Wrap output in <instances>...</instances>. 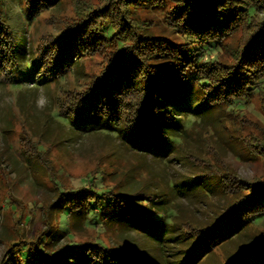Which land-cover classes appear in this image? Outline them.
<instances>
[{"label": "trees", "instance_id": "trees-1", "mask_svg": "<svg viewBox=\"0 0 264 264\" xmlns=\"http://www.w3.org/2000/svg\"><path fill=\"white\" fill-rule=\"evenodd\" d=\"M59 1L22 0L27 19ZM71 1L74 22L55 38L52 49L44 48L37 59L26 61L54 80L91 52L105 55L98 77L80 93L78 104L65 117L70 125L94 126L115 134L133 151L165 159L175 154L196 123L204 125L215 110L231 112L260 94L264 0H107L102 6ZM140 13H159L161 18L146 22ZM8 26L0 0V35L9 37L6 51L0 47V58L10 65L4 75L11 84L16 83L12 73L19 61L25 63L26 41L17 39ZM237 32L241 38L235 46H227L226 40ZM227 49L232 62L209 60L211 54ZM221 165L222 175L219 169L210 171L222 201L207 224L177 221L171 199L190 195L197 188L212 195L215 189L206 188L207 181L183 179L167 190L148 192L141 187L129 191L119 184L106 185L96 173L83 188L59 187L56 198L46 206L40 230L28 236L17 233L18 240H8L7 262L156 264L144 250L106 245L96 238L74 241L77 229L92 227L99 232L98 227H116L137 233L155 249L165 252L169 248L173 260L162 259L160 264H195L264 216V181L238 179L233 170ZM30 220L27 216L24 222ZM225 264H264V238L236 252Z\"/></svg>", "mask_w": 264, "mask_h": 264}, {"label": "rangeland", "instance_id": "rangeland-1", "mask_svg": "<svg viewBox=\"0 0 264 264\" xmlns=\"http://www.w3.org/2000/svg\"><path fill=\"white\" fill-rule=\"evenodd\" d=\"M84 1L94 6L107 2ZM1 2L8 27L17 39L24 37L26 45L22 58L25 63L20 60L12 73L16 83L10 84L5 79L10 65L6 58H0V264H8L10 258L8 240H18L17 233L28 236L40 230L46 206L56 198L59 187L83 188L96 173H100L106 185L119 184L129 191L141 187L148 192L155 188L167 190L169 185L183 179L207 181L204 186L215 189L212 195L201 188L184 197L174 192L173 197L168 192L175 201L177 221L202 225L210 222L221 205L216 181L210 178L214 169H219L218 175H222L221 162L238 179L264 181V85L260 94H254L249 102L235 106L231 112L215 110L204 125L196 123L174 155L165 159L144 155L129 149L115 134L65 121L80 93L98 77L105 64L104 54L91 52L83 56L62 78L54 80L43 76L39 67L31 68L26 63L37 59L44 48L52 49L55 38L74 22L72 1L60 0L32 19H27L22 0ZM140 17L154 23L161 15L140 13ZM241 36V32L234 34L226 40L227 46H235ZM8 40V36L0 35L3 51ZM215 57L221 62H232L230 49L211 54L209 60ZM27 216L31 220L25 223ZM91 228L77 229L74 241L85 243L96 238L106 245L144 250L156 264L162 259L173 260L169 248L165 252L155 249L152 242L137 233L116 227L103 230L98 227L99 232ZM262 238L264 216L243 229L239 237L215 248L195 264H225L230 256Z\"/></svg>", "mask_w": 264, "mask_h": 264}]
</instances>
